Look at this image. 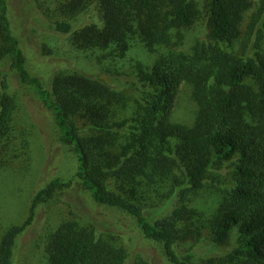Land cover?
I'll return each mask as SVG.
<instances>
[{
    "label": "trees",
    "instance_id": "obj_1",
    "mask_svg": "<svg viewBox=\"0 0 264 264\" xmlns=\"http://www.w3.org/2000/svg\"><path fill=\"white\" fill-rule=\"evenodd\" d=\"M204 1L200 8L197 0H58L62 17L48 29L67 36L99 74L124 79L120 91L77 71L56 73L45 89L27 70L8 0H0V169L16 159L6 143L30 95L77 157L73 177L40 188L23 223L6 230L0 264H12L37 207L76 183L95 206L132 219L170 264H194L178 249L199 244L232 247L205 264H264V0ZM92 11L100 24L77 27ZM202 19L204 39L182 49L186 30ZM135 47L153 57L149 65L127 60ZM182 85L197 107L190 126L171 121ZM207 188L216 194L205 218L198 198ZM66 204L43 264H127L119 226ZM129 264L155 263L138 256Z\"/></svg>",
    "mask_w": 264,
    "mask_h": 264
},
{
    "label": "rangeland",
    "instance_id": "obj_2",
    "mask_svg": "<svg viewBox=\"0 0 264 264\" xmlns=\"http://www.w3.org/2000/svg\"><path fill=\"white\" fill-rule=\"evenodd\" d=\"M200 8L204 0H197ZM11 29L19 42L26 58V68L32 76L38 77L45 89L49 88L50 79L58 72H81L105 80L117 90L126 91L124 79H114L99 74V69L84 60L82 54L75 52L67 44V36L51 32L47 24L60 20L62 15L58 0H8ZM77 27L99 25L95 11L78 18ZM185 44L188 49L196 39H204V21L199 20L185 32ZM49 52V53H48ZM153 57L133 48L127 60L152 62ZM32 97V98H31ZM32 102V103H30ZM196 104L191 95V88L182 85L175 99L171 121L186 126L193 123ZM13 134L7 148L16 159L5 163L0 169V240L6 230L13 225H21L28 216V208L35 193L55 180L68 182L76 172L77 157L59 142L53 118L38 99L29 96L19 104L12 122ZM214 189H205L198 200L199 211L205 218L215 206ZM78 202L89 212H93L99 221H106L111 226H119L123 235V245L128 251L127 264L136 257L143 256L155 264H170L162 251V246L147 240L138 230L133 220L117 212L95 206L89 196L78 188L60 191L50 202L41 204L35 211L32 225L23 232L14 246L12 264H43L46 237L59 223L68 218L66 203ZM204 218V217H203ZM232 252V247L207 249L199 244L180 247V257L190 256L194 264H205L206 260L224 257Z\"/></svg>",
    "mask_w": 264,
    "mask_h": 264
}]
</instances>
